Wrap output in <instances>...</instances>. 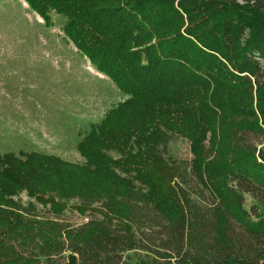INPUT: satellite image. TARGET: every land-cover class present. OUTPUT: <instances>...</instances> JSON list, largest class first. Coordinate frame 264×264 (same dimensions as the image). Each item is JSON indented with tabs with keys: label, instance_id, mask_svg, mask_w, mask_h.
<instances>
[{
	"label": "trees",
	"instance_id": "1",
	"mask_svg": "<svg viewBox=\"0 0 264 264\" xmlns=\"http://www.w3.org/2000/svg\"><path fill=\"white\" fill-rule=\"evenodd\" d=\"M24 1L123 98L81 162L0 135V264H264V0Z\"/></svg>",
	"mask_w": 264,
	"mask_h": 264
},
{
	"label": "rangeland",
	"instance_id": "2",
	"mask_svg": "<svg viewBox=\"0 0 264 264\" xmlns=\"http://www.w3.org/2000/svg\"><path fill=\"white\" fill-rule=\"evenodd\" d=\"M53 21L44 26L24 0L0 2V135L7 136L3 141L14 138L11 149L33 148L81 162L74 137L123 95L64 41L58 16ZM170 146L176 157H190L185 140Z\"/></svg>",
	"mask_w": 264,
	"mask_h": 264
},
{
	"label": "water",
	"instance_id": "3",
	"mask_svg": "<svg viewBox=\"0 0 264 264\" xmlns=\"http://www.w3.org/2000/svg\"><path fill=\"white\" fill-rule=\"evenodd\" d=\"M75 261V255L74 254H70L69 255V262L73 263Z\"/></svg>",
	"mask_w": 264,
	"mask_h": 264
}]
</instances>
